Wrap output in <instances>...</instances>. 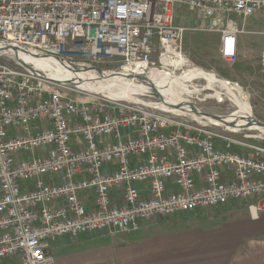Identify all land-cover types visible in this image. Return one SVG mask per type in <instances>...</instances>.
Returning a JSON list of instances; mask_svg holds the SVG:
<instances>
[{
    "label": "built area",
    "instance_id": "obj_1",
    "mask_svg": "<svg viewBox=\"0 0 264 264\" xmlns=\"http://www.w3.org/2000/svg\"><path fill=\"white\" fill-rule=\"evenodd\" d=\"M179 4L221 33L227 62L241 33L231 15L264 9V0H0V42L65 61L73 51L90 61L78 67L176 71L190 63L184 34L196 29L176 22ZM11 59L0 61V264H56L60 236L131 232L140 219L232 200L250 199L254 219L264 212V142L157 105L73 98Z\"/></svg>",
    "mask_w": 264,
    "mask_h": 264
},
{
    "label": "crops",
    "instance_id": "obj_2",
    "mask_svg": "<svg viewBox=\"0 0 264 264\" xmlns=\"http://www.w3.org/2000/svg\"><path fill=\"white\" fill-rule=\"evenodd\" d=\"M80 197L94 208L93 190ZM237 201L140 219L131 232L63 235L51 251L56 264H264V212L254 219L248 203Z\"/></svg>",
    "mask_w": 264,
    "mask_h": 264
},
{
    "label": "rangeland",
    "instance_id": "obj_3",
    "mask_svg": "<svg viewBox=\"0 0 264 264\" xmlns=\"http://www.w3.org/2000/svg\"><path fill=\"white\" fill-rule=\"evenodd\" d=\"M176 22L182 24L186 27H196L188 30L184 34V51L189 59V65L192 67H199L206 71H209L221 79L230 80L232 83L238 84L242 87L243 97L249 101L252 109L253 115L264 122V63L262 61V54L264 52V9L258 10L249 16H242L238 14H232V20L239 26L241 33L238 34V52L236 58L232 62H227L221 54L222 39L221 33L218 31H209L202 29V24H204V19L202 14L194 9L187 7L186 5L179 4L176 6ZM75 44L72 42L67 45L68 50H74ZM67 61L77 64V63H90L89 60L83 59L81 56L76 55L75 52H70L67 55ZM0 61H8L14 63L15 61L9 56L0 55ZM98 66L104 71H118L116 64H94L91 63L89 66ZM188 66L183 67L180 70H174L173 75L179 76L182 74ZM172 72V70H171ZM45 74L44 72H40ZM47 77L52 78L50 75L45 74ZM54 79V78H52ZM56 80V79H54ZM136 83L143 84L141 80H134ZM57 87L67 92L73 98L86 99L90 95L99 94L103 97L105 95L101 93H95L86 91L84 89H79L73 83H65L62 81L56 82ZM207 81L204 79L193 80L195 87H201L206 85ZM244 90V91H243ZM217 91L224 92L223 94ZM225 90H220L218 87L214 89H207L200 94L184 95L188 102L194 103V105L204 112H210L213 114L223 115L226 117L235 111H238L237 105L227 98L225 95ZM215 93V94H214ZM210 96H207V95ZM214 94V95H212ZM171 96L169 93L167 94ZM139 96V97H138ZM138 99H120L128 100L134 102H140L150 106L160 101V98L148 95H137ZM189 97V98H188ZM91 98V96H90ZM183 100L185 103L186 100ZM180 100V99H179ZM184 102H180L183 103ZM186 106V104H184ZM152 106V105H151ZM236 107V108H235ZM175 112V111H172ZM177 113V112H175ZM184 122H194L193 118L184 117L181 118ZM198 122L207 123L212 126L210 122L206 119L198 120ZM238 126L228 127L235 131L237 137L246 138L245 134H260L261 131L258 129H242L239 130ZM222 128V127H221ZM124 130V129H123ZM122 130V131H123ZM253 142H263L257 138H248ZM225 144V143H224ZM39 151V150H38ZM23 156H28L30 154H22ZM250 199L238 200V204L242 206L248 203Z\"/></svg>",
    "mask_w": 264,
    "mask_h": 264
},
{
    "label": "bare ground",
    "instance_id": "obj_4",
    "mask_svg": "<svg viewBox=\"0 0 264 264\" xmlns=\"http://www.w3.org/2000/svg\"><path fill=\"white\" fill-rule=\"evenodd\" d=\"M20 56L39 73H47V75H50L52 78L66 83L70 80L76 84L77 87L86 91L101 93L106 97L115 99L126 98L136 100L138 99L136 97L137 95L158 97L160 101L157 102L156 105L160 108L175 111L178 114L190 115L197 120L206 119V121L216 126H225V124L218 120L194 113L192 105L185 99V94L189 96L199 92L198 89L191 88L192 81L204 79L210 82V89L218 87L220 90H225L227 98L237 105L238 111L224 117L227 122H233L235 126H238L237 128L246 126L250 114H253V109L249 101L243 97L244 93H242V87L240 85L235 83L232 85L227 84L226 79H221L209 71L199 67H192L191 65H186L189 68L177 77L176 75L175 77L172 75L176 74L173 73L174 70H172V72H165L157 69L150 70L147 76L151 78L155 84L157 90H154L148 83H136L134 78L121 75L112 76L111 74L113 71L103 70L104 75H100L96 70L85 68L86 66L75 68V64L69 61H61L59 58L53 56H34L26 52H20ZM184 63L186 64L187 61L185 60ZM45 74L43 75L46 76ZM193 86L195 85L193 84ZM217 92L220 94L224 93L220 91ZM168 93L171 95L170 97L167 95ZM184 99L187 103L183 101ZM180 102H184L186 106ZM251 129L264 131V129L255 125H253Z\"/></svg>",
    "mask_w": 264,
    "mask_h": 264
},
{
    "label": "water",
    "instance_id": "obj_5",
    "mask_svg": "<svg viewBox=\"0 0 264 264\" xmlns=\"http://www.w3.org/2000/svg\"><path fill=\"white\" fill-rule=\"evenodd\" d=\"M20 52H26L28 54H32L34 56H41V55H38V54H33L32 52H30L28 49H21L15 45H12L11 43L9 42H0V55H6V56H9L11 58H14L18 63L22 64L23 66H25L26 68H28L29 70H31L32 72L40 75V76H43L45 78H47L46 76H44L43 74L39 73L35 68H33V66L27 64L20 56ZM59 58V60L61 61H65L64 58H61V57H57ZM75 68H78L77 65H75ZM85 68H91L92 70H96L100 75H104L103 74V70L101 68H99L98 66H86ZM165 72H170L168 70H164ZM112 76H117V75H121V76H126V77H131V78H134L135 80L138 79V80H141L143 81L144 83H148L154 90H157L155 84L153 83V81L151 80V78H149L148 76H140V75H134L132 73H129V72H124V71H115L111 74ZM173 75V74H172ZM175 77V75H173ZM177 77V76H176ZM49 79V78H48ZM54 80V79H52ZM54 81H57V82H60L62 83V81H58V80H54ZM219 81V80H218ZM222 81V80H221ZM224 82V81H223ZM66 83V82H65ZM67 83H73L72 81H68ZM226 83L227 84H230L232 85L233 83L230 81V80H226ZM74 84V83H73ZM76 85V84H75ZM77 87V86H76ZM79 88V87H77ZM193 88H196L199 90V92L197 93H194L195 94H200L201 92H203L204 90H207V89H210V82L207 81L206 85H203L201 87H193ZM192 88V89H193ZM79 89H82V88H79ZM215 94V93H214ZM212 94V95H214ZM211 95V94H210ZM209 94L207 96H210ZM126 99V98H124ZM130 100H133V99H130ZM190 104L192 105V108L194 110V113H196L197 115H200V116H205V117H210L214 120H218L220 122H222L223 124H225V126L227 127H234L235 124L233 122H227L225 120V118L223 117V115H219V114H213V113H210V112H204L202 110H199L192 102H190ZM151 107H154L153 104H149ZM248 124L246 126H241L239 127V130H242V129H251V127L253 125L257 126V127H261L262 129H264V122L260 121L259 119H257L253 114H250L249 118H248ZM245 137L246 138H257V139H260L261 141L264 142V131H261L260 134H245Z\"/></svg>",
    "mask_w": 264,
    "mask_h": 264
}]
</instances>
